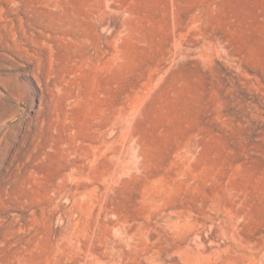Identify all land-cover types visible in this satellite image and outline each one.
Segmentation results:
<instances>
[{
    "label": "rangeland",
    "instance_id": "obj_1",
    "mask_svg": "<svg viewBox=\"0 0 264 264\" xmlns=\"http://www.w3.org/2000/svg\"><path fill=\"white\" fill-rule=\"evenodd\" d=\"M88 1L57 3L82 28ZM41 2L0 0V264H143L148 251L158 263L164 236L186 232L159 216L202 203L233 205L264 263V0H107L100 59L79 40L26 41L60 79L43 94L37 58L7 48L43 38ZM6 165L26 176L7 206ZM210 248L194 264L231 253Z\"/></svg>",
    "mask_w": 264,
    "mask_h": 264
},
{
    "label": "bare ground",
    "instance_id": "obj_2",
    "mask_svg": "<svg viewBox=\"0 0 264 264\" xmlns=\"http://www.w3.org/2000/svg\"><path fill=\"white\" fill-rule=\"evenodd\" d=\"M44 1H47V3L45 2L46 5L44 7H41V6L38 7L37 6L38 8H34L32 14H31L32 18L34 19L33 22L38 21L37 22L38 24L40 23V25L44 26V27L42 26L40 30H38V28H36L38 31H40L43 38H41V39L35 38L34 39L33 37H29V35H27L29 33L25 34V32L23 31L25 38H22L23 37L22 36L21 39L14 41V42H11L12 44L7 43L8 50L13 51L17 55L24 56V57L33 56V57L37 58V65H36V69H35L36 74L35 75L33 74V76L36 80V83L38 85V88H39L41 94H43L44 91L48 92V91H53V89H58L59 85H60V82H59L60 79H58V77L55 78L54 76H52L53 75L52 74V67H49V75L46 76V78H44L45 77L44 74L46 73V67H44V65L42 63L43 59H42L41 55L39 54V50L32 49L29 46V43H31V42L41 43L43 45H47V46L51 47V43L56 38H60L62 40H69V41L79 40L82 43H84L83 55L86 58H96V59L98 58V59H100L101 57H103V55L106 52V46L104 45L105 40H106V35H104V29L108 25L107 24L108 21L106 22V20H105L106 19L105 15H107L106 14L108 12L107 6L109 5V4L107 5V0H89L88 1V4L91 5V10H89L88 14H86L83 17V24L85 26L88 24H90V26L91 25L93 26V34L91 35V33L88 31L87 27H85V26H83L82 28L79 27V24H77L79 17H77V15L75 13H72L71 12L72 10L70 11L67 8H64L63 7L64 5L60 6L59 3H57V0H44ZM42 2H43V0H42ZM21 19H22V17H21ZM35 24L36 23H34V25ZM34 25H32V26H34ZM32 26H30V28ZM26 28H25V30H26ZM39 28H40V26H39ZM41 34H40V36H41ZM94 34L97 36L98 40L101 43H103V45L95 42V37L93 36ZM28 40L31 42L27 43ZM41 44H40V46H41ZM19 56H18V58H19ZM12 59H14V58H12ZM31 72H33V71H31ZM1 85L3 86L4 90L7 91V93H3V95H5V98L8 101L16 99L17 101L20 102V101H23L25 99L24 98V92L19 91V90L16 91L15 89L8 87V85H6L5 83H1ZM18 86H20V84ZM40 102H41V100H40ZM10 104H11V102H10ZM15 114H16V110H13V112L11 113V116H15ZM16 154L17 153L15 152L11 156L12 158H10L11 159L10 162L13 161V157ZM14 159H16V158H14ZM24 165H25V162H24ZM22 168H21V170H24V168L23 169ZM5 170H6V172L1 177V178H3V180L1 182H2V187L4 190L3 194L1 196V202L7 206L10 203L12 204L14 202L12 200L11 195H10L11 191H10L9 187L12 185L14 180L23 179L26 176H24V174L19 175V173H21V172H19V171L16 172L13 169H12V171L9 172L8 171V165H6ZM17 170H18V168H17ZM114 170H116V169H114ZM13 184H15V183H13ZM78 200H80V198ZM212 203H214V202L212 201ZM15 204L22 205L23 202L18 200L17 202H15ZM151 205H152V203H151ZM207 207L211 208L213 206L211 203H207V204L202 203L196 209H192V207L191 208L176 207V208H172L170 213L161 214L159 216V218L170 219L171 222L170 221H168V222H170L171 225L173 223V226H175V228H180L181 231L186 230V232L184 233L185 235L184 234L173 235V236L172 235H165L164 236L165 246H162L161 249L163 250L162 253L167 254L166 255L167 259L165 260V259L160 258L158 263H157V258H158V257H156L157 255L153 252L148 251L145 254V261L143 262V264H156V263L160 264L159 262H161V261L163 263H166V264H181L176 259L170 257V253H172V252H176L182 258L183 262H185V263L182 262V264H194L198 260H200L201 258L206 259L205 257L208 256V254L210 252V250H208V249L210 247H212L210 249H213L214 251L222 248L223 251H230L231 252L230 254H228L224 258V264H264V263H262V261L256 260L257 258H255V256H254L257 254V253L255 254V247H254L255 245H253L251 242H249V240L242 234L241 226L237 222L238 211L234 208V206L231 205L230 203L224 205V207H223L224 212H222L223 215H218L217 213H216V215L212 213L213 214L212 215V214H210L211 211H209L210 213L206 211V210H208ZM210 208H209V210H210ZM170 214L175 215V218L174 219L172 218L173 220L169 217ZM151 215H152V213H151ZM107 225H108V223H107ZM113 225H115V224H113ZM213 226L215 228L212 232ZM126 231H128V229ZM92 238L93 237H91V239ZM222 238L223 239L225 238V240H224L225 243L223 242V244H222V242H221V244H219L220 243L219 240H221ZM143 243H144V241H143ZM129 248L130 247H128V249ZM88 249H90V248H88ZM137 251H139V250L137 249ZM225 253H227V252H225ZM209 255H211V253ZM220 255H221V253H220ZM86 257H88V256H86ZM125 260H126V258H125ZM201 262H202V260H201Z\"/></svg>",
    "mask_w": 264,
    "mask_h": 264
}]
</instances>
